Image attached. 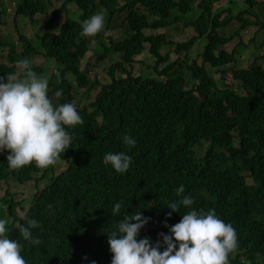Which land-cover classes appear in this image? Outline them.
<instances>
[{
    "label": "trees",
    "instance_id": "trees-1",
    "mask_svg": "<svg viewBox=\"0 0 264 264\" xmlns=\"http://www.w3.org/2000/svg\"><path fill=\"white\" fill-rule=\"evenodd\" d=\"M20 1L17 15L36 23L37 15H46L42 0ZM69 1L82 12L80 19L66 17L56 34L47 32L59 26L53 17L49 19L46 32L36 36L42 52L24 34L20 35L21 52L0 37V48L12 47L11 61L28 59L39 75L45 76L37 63L39 57L55 60L61 68L48 78V96L54 105L74 104L83 119V124L66 129L72 137L70 148L60 158L66 170L59 175L52 170L50 185L43 189L40 185L47 184L49 170L35 165L13 170L6 160L9 153L0 152V188H7L2 204L12 197L11 182L39 184L25 216L40 225L31 233L41 244L34 246L23 240L16 227L27 223L18 214L24 203L13 201L7 210L14 219L8 238L21 244L26 264H111L106 233L115 229L124 213L141 212L148 223L137 239L148 238L155 245L161 240L160 234H170V227L180 221L181 215L210 209L236 230L238 248L229 255V264H264V39L252 47L256 54L248 67H240L241 43L229 52L224 46L232 38L221 34L230 26L235 37L249 46V41L253 43L256 38L248 33L251 26L264 38V16L256 10L264 0H238L228 9L233 14L227 21L203 0L199 4L201 15L184 25L192 27L197 35L175 45L174 54L184 55L174 61L160 52L174 43L159 30L180 24L181 15L194 14L190 7L193 0ZM101 8L106 9L108 17L104 30L92 38L80 36L82 22ZM123 14L126 16L121 26H125L127 37L111 41L105 51L106 55L116 53L120 61L111 66L102 81L97 76L91 81L80 68L81 60L92 40L105 34L110 23ZM233 21L237 26L236 21L240 23L237 30ZM53 23L56 26L52 27ZM153 31L155 34H151ZM202 39H207L201 53L203 63L190 62L189 50ZM145 51L155 59L145 71L153 75L148 78L135 75L134 67L147 64L138 59ZM0 71V77L17 74L15 65L0 64ZM95 87L99 91L92 103L82 106L75 101L77 92ZM241 89L245 95L238 93ZM57 91L62 92L60 97L55 96ZM125 135L135 140L134 147L123 143ZM110 152H124L132 158L126 173H116L103 163ZM181 185L183 195L190 196L194 203L191 209L181 206L169 216L167 207L181 198L176 195ZM117 202L122 205L121 211L113 216Z\"/></svg>",
    "mask_w": 264,
    "mask_h": 264
},
{
    "label": "clouds",
    "instance_id": "clouds-1",
    "mask_svg": "<svg viewBox=\"0 0 264 264\" xmlns=\"http://www.w3.org/2000/svg\"><path fill=\"white\" fill-rule=\"evenodd\" d=\"M3 11L6 12V8L0 10L1 15H4ZM107 22L108 17L105 23L103 14H94L82 22L80 36L95 37L104 30ZM103 35L92 40L91 44ZM13 65L17 74L0 77V152L9 153L6 160L13 170L29 165L47 169L54 166L61 154L70 148L72 137L66 129L83 124V119L74 104H53L48 96L49 79L33 70L32 61L23 59ZM56 75L59 76V73ZM61 95V91L55 93L56 97ZM123 143L129 148L135 146V140L128 135L123 137ZM103 163L122 174L130 168L132 158L124 152H110L103 157ZM184 191L182 185L176 189V195L181 198L169 204V216L178 212L181 206L192 208L194 201L190 196L183 195ZM121 207V203H115L112 215H119ZM22 218L27 221L26 225H16L22 239L34 246L41 244L31 233V229L40 225L24 214ZM147 223L141 212L132 215L124 213L115 229L106 233L111 264H229V255L238 248L236 230L220 219L213 209L207 212L189 210L170 227L169 235L160 234L161 240L155 245L148 238L137 239ZM7 233V220L0 219V264H26L21 255V244L8 238ZM161 241L163 251H160Z\"/></svg>",
    "mask_w": 264,
    "mask_h": 264
},
{
    "label": "rangeland",
    "instance_id": "rangeland-1",
    "mask_svg": "<svg viewBox=\"0 0 264 264\" xmlns=\"http://www.w3.org/2000/svg\"><path fill=\"white\" fill-rule=\"evenodd\" d=\"M178 1V0H175ZM208 4H212L214 6V9L221 14V19L224 21L228 20V17L233 14L229 11V8H232L237 5L238 0H217L214 2V0H207ZM20 0H0V10L3 8H6V12H4V15H1L0 17V37L6 44H11L15 48H17L18 52H21L23 50L22 43L20 40V35L24 34L28 36L36 47L40 49L42 52V48L40 45L39 40L36 38L40 35L44 34L46 32V25L48 23V20L52 17L54 18V22L56 25H59L57 29H53L51 31H47L49 33H58L61 26L66 21V17H70L72 19H80V14L82 13L80 9H78L77 5L75 3L70 2L69 0H42L46 15H37L36 19H39L38 22H33L30 18L19 16L17 15L18 5ZM203 0H193L192 5L190 7H193L195 10V13L188 14V15H181V23L178 25L171 26L159 30L160 33H165L167 37L170 38V40L173 41L174 45H169L162 47L160 52L162 56H165L166 54L170 55V59L172 61L176 60L177 57H183L184 53L181 54H174V49L176 48L175 45L177 43L181 42H187L190 38L197 35L195 30L192 27L184 26L187 22L192 20L193 18H198L201 15V9L199 8V4L202 3ZM68 3V4H67ZM123 3V2H121ZM64 5H66L64 7ZM225 8V10H224ZM100 14H103L105 18V23L107 21L106 16V9L101 8L99 9ZM257 12L262 14L264 16V5H260L258 8H256ZM174 17L176 16V13H173ZM229 14V16H228ZM238 14V12H237ZM236 14V15H237ZM126 15L123 14L120 17L116 18L115 23H110V29L106 31V34L103 35L101 39L98 41H95L90 45L89 52L86 54V56L81 60L80 68L85 70L88 75V79L91 81L94 79L95 76H97L101 81L103 80V77L106 76L107 71L110 70L111 66L116 64L117 61H120L119 55L116 53H111L105 56H102V52H105L103 50L106 49V47L109 46V41L113 40L114 42L124 40L127 37L128 32L124 29V25L121 26V22L123 18ZM247 19H249L252 23L255 22L253 18H250L247 16ZM239 25L240 23L236 21ZM235 24V29L237 30L238 26ZM54 23L52 24V27L56 26ZM254 27V26H253ZM51 28V27H50ZM249 30L252 31V33L249 31L248 33L253 36H255L254 40V46L252 41H249V38H246V41H249V46H245L242 44L243 42H240V37H235V31L230 30V26L225 27L221 30V34L226 37H231L232 41L229 43L228 46H224V49L231 52L235 46L238 43H241V46L239 47V52L241 53L243 58L238 59V63H240V67H248L249 63L253 60V55L256 54V50L252 47H255V45L259 44L262 39L256 32L258 31L257 28L251 29V26L249 27ZM255 31V32H253ZM150 33V32H147ZM151 34H155V32H151ZM207 45V39H202L199 43H197L196 46L192 50H189L188 56L190 58V62L192 61H198L199 64H202L203 61L201 59V53L205 51V47ZM12 47H1L0 48V64H5L8 67H12L14 62L11 61L9 57V53ZM261 49V48H260ZM102 56V58H99ZM140 61H145L147 64H136L134 67L135 69V75L137 76H143L145 78L151 77L153 75H149L148 72L146 74L145 71H148L147 66H153L155 63V59L150 56V54L145 51L142 55L138 58ZM193 59V60H192ZM98 60L97 63H95ZM37 63L44 69V74L46 77H51L54 74V71H56L57 68H60L55 60L46 58L44 56L39 57L37 60ZM189 64V62L187 63ZM185 64V66L187 65ZM1 72V71H0ZM213 77L216 76L217 70L214 69ZM219 89L223 90L222 86H219ZM99 91V87L93 88V90H85L81 92H77L75 101L82 106L88 105L92 103V101L95 98L96 93ZM239 94L245 95V92L243 89L238 91ZM67 166L65 165L62 160H58L57 163L54 166H50L45 170L50 171V175L47 177V184L44 186V183L40 185V188L43 189V187H47L50 185L51 182V171L53 170L56 172L57 175L63 173L66 170ZM41 176V175H40ZM39 176V177H40ZM247 176V181L249 184L252 183V180ZM37 183H30L25 186L20 185L18 183L11 182L9 184V191L12 194V197L14 199L8 198V201L6 204H2L3 197L5 195V192L7 188L1 187L0 188V210L4 213H0V219L7 220V228L8 231H10V225L13 223V217L7 213V210L11 206V203L14 202H23L25 208L21 207L18 209V214L22 218V214L25 215V212L30 209L32 206V203L34 201L33 198H35V195L38 193V186ZM19 224V223H18ZM159 224V217H156L155 219V226ZM260 262H262V258L259 259ZM251 264V263H250Z\"/></svg>",
    "mask_w": 264,
    "mask_h": 264
}]
</instances>
